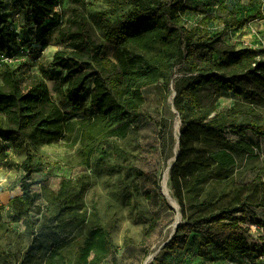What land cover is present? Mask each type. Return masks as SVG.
<instances>
[{"label": "trees", "instance_id": "1", "mask_svg": "<svg viewBox=\"0 0 264 264\" xmlns=\"http://www.w3.org/2000/svg\"><path fill=\"white\" fill-rule=\"evenodd\" d=\"M11 1H19L27 11L33 33L19 37L5 1L0 0V54L12 55L20 48L39 53L53 32L67 48L54 51L48 65L26 81L18 74L20 63L0 64V148L10 147L25 157L20 164L19 194L6 205L0 203V211L6 206L7 216V221L0 220V261H10L1 246L6 227L20 223L33 236L30 211L39 196L61 226L62 240L51 247L46 264H101L113 257V226L101 224L96 215L88 220L80 191L69 178L62 177L56 191L44 186L40 192L32 190L36 181L31 180V150L66 139L75 146L77 164L88 165L94 154L105 152L102 141L126 135L140 115L142 90L159 81L165 88L172 81L180 121L168 186L182 220L148 264H181L169 256H177V250L192 240L198 244L200 258L214 254L216 259H231L253 248L254 237L246 224L260 222L250 216L264 210V178L245 184L233 181L235 153H252L253 147L242 139H228L226 132L264 137V123L222 117L216 112V101L224 90L235 98L264 104V48L227 44L224 37L232 22L225 20L221 30L211 33L206 27L209 15L186 26L183 15L192 8L185 0H105L112 9L131 8L116 20L104 12L96 14L102 37L115 46L111 59L103 54L104 43L84 16L83 0H71L64 25L56 10L59 0ZM54 78L63 107H82L86 93L88 107L79 115L67 114L49 93L46 81Z\"/></svg>", "mask_w": 264, "mask_h": 264}, {"label": "rangeland", "instance_id": "2", "mask_svg": "<svg viewBox=\"0 0 264 264\" xmlns=\"http://www.w3.org/2000/svg\"><path fill=\"white\" fill-rule=\"evenodd\" d=\"M4 1L18 36L29 38L33 27L27 11L19 1ZM185 2L192 8L183 15L186 26L195 25L204 15H209L211 20L206 27L211 33L221 30L225 20L232 22L224 37L227 44L235 48H264V0ZM71 6V0L58 1L56 10L61 16L62 25L69 16ZM81 8L96 37L104 43L103 54L112 59L115 46L102 37L96 14L104 12L111 20H116L131 8L112 9L105 0H83ZM234 21L236 23L233 24ZM238 21L242 23L238 24ZM55 35L56 32H53L48 36L47 46L41 52L25 55L17 66L18 74L24 81L28 75L39 74L40 67L48 65L54 51L67 48L64 42H57ZM46 83L54 101L63 107L62 97L57 93L56 78ZM91 86L92 79H89L86 89ZM142 93L144 102L139 107L140 115L132 121L126 135L102 141L100 146L105 145V152L94 154L88 165L77 164L75 146H70L66 139L35 146L31 150V180L36 181L31 186L33 191L40 192L42 186L56 191L60 179L69 178L80 191L81 207L88 220L94 219L96 215L101 224L113 226L111 238L115 252L113 257H108L101 264H143L151 254L155 256L159 252L158 247L168 239L177 212L179 222L182 220L179 208L175 210L164 196L161 183L164 170L169 163L174 162V155L178 152L179 118L173 105L172 81L168 88L159 81L146 86ZM88 100L86 93L82 107H63L64 111L69 115H79L82 108L88 107ZM216 112L239 122L251 119L264 123V104L250 102L244 96L235 98L224 90L217 98ZM226 137L232 141L242 139L253 147L252 153H235L233 181L245 184L251 183L256 177L263 179L264 137L250 132L238 135L232 131H227ZM24 159V155L10 147L0 148V203L3 205L19 194L18 179L23 173L20 164ZM167 188L171 197L168 173ZM50 212L51 207H47V203L39 196L30 211L33 236L27 234L20 223L6 227L1 246L10 261H0V264H46L49 250L62 240L60 222ZM250 219L260 220L257 222L264 224V210H255ZM0 220L7 221L6 206L0 211ZM248 230L255 244H251L253 248L244 256L221 260L212 254L200 258L197 256L198 244L192 240L185 249L177 250V256L169 258L179 259L181 264H264V251H261L264 234L258 236V231Z\"/></svg>", "mask_w": 264, "mask_h": 264}, {"label": "built area", "instance_id": "3", "mask_svg": "<svg viewBox=\"0 0 264 264\" xmlns=\"http://www.w3.org/2000/svg\"><path fill=\"white\" fill-rule=\"evenodd\" d=\"M28 54H29V52H28V50H26V48H20L17 50L16 53H14L12 55H7V54L2 53V54H0V64L1 63H11V64L17 65V64L21 63V61L24 59V56L28 55ZM246 225L250 230L258 231V234H257L258 236H262L264 234V232H263L264 224L263 223L250 222Z\"/></svg>", "mask_w": 264, "mask_h": 264}, {"label": "bare ground", "instance_id": "4", "mask_svg": "<svg viewBox=\"0 0 264 264\" xmlns=\"http://www.w3.org/2000/svg\"><path fill=\"white\" fill-rule=\"evenodd\" d=\"M171 163L168 164L167 168L164 170L163 172V176H162V188H163V193L167 196L168 198V201L175 207V209L177 210L176 208V204L174 203V201H172L170 195H169V192H168V188H167V173H168V169H169V166H170ZM179 219V213L177 212L176 213V216H175V219H174V222L172 224V228L174 227L176 221H178ZM146 260H148V257L146 258Z\"/></svg>", "mask_w": 264, "mask_h": 264}, {"label": "water", "instance_id": "5", "mask_svg": "<svg viewBox=\"0 0 264 264\" xmlns=\"http://www.w3.org/2000/svg\"><path fill=\"white\" fill-rule=\"evenodd\" d=\"M173 96H174V94H173ZM179 123H180V121H179ZM177 139H178V137H177ZM177 143H178V140H177ZM175 158H176V154L174 155V160H175ZM170 166H171V165H170ZM170 166H169V168H170ZM163 194H164V193H163ZM164 196H165L166 199L168 200V198H167V196H166L165 194H164ZM171 199H172V198H171ZM172 201H174V203L176 204V208L178 209V204L176 203V201H175L174 199H172ZM169 203H170V202H169ZM170 206H172V207L175 209V207H174L171 203H170ZM175 210H176V209H175ZM178 224H179V219H178V221H176L174 227L172 228V232L170 233L168 239H167L163 244H161V245L158 247V251L161 249L162 246H164V244H166V243L170 240V238L172 237V235H173V233H174L176 227L178 226ZM153 256H154V254H151V255L148 257V260H145V262H144L143 264H148V261H149L150 259H152Z\"/></svg>", "mask_w": 264, "mask_h": 264}]
</instances>
